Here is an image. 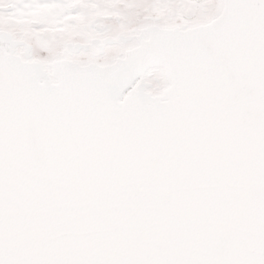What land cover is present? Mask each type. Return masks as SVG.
<instances>
[{
  "label": "snow or ice",
  "instance_id": "6c2138e0",
  "mask_svg": "<svg viewBox=\"0 0 264 264\" xmlns=\"http://www.w3.org/2000/svg\"><path fill=\"white\" fill-rule=\"evenodd\" d=\"M0 264H264V0H0Z\"/></svg>",
  "mask_w": 264,
  "mask_h": 264
}]
</instances>
